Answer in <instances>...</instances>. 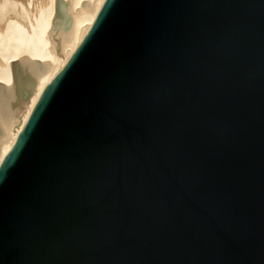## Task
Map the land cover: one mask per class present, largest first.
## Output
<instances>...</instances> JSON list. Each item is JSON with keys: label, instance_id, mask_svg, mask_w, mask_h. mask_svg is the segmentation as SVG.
Instances as JSON below:
<instances>
[{"label": "water", "instance_id": "1", "mask_svg": "<svg viewBox=\"0 0 264 264\" xmlns=\"http://www.w3.org/2000/svg\"><path fill=\"white\" fill-rule=\"evenodd\" d=\"M0 264H264V0H105L0 165Z\"/></svg>", "mask_w": 264, "mask_h": 264}, {"label": "bare ground", "instance_id": "2", "mask_svg": "<svg viewBox=\"0 0 264 264\" xmlns=\"http://www.w3.org/2000/svg\"><path fill=\"white\" fill-rule=\"evenodd\" d=\"M104 1L0 0V165Z\"/></svg>", "mask_w": 264, "mask_h": 264}, {"label": "rangeland", "instance_id": "3", "mask_svg": "<svg viewBox=\"0 0 264 264\" xmlns=\"http://www.w3.org/2000/svg\"><path fill=\"white\" fill-rule=\"evenodd\" d=\"M18 82V83H17ZM18 84H19V86H22V80L20 79V78H18L17 80H16V85L18 86ZM28 85V84H27Z\"/></svg>", "mask_w": 264, "mask_h": 264}]
</instances>
